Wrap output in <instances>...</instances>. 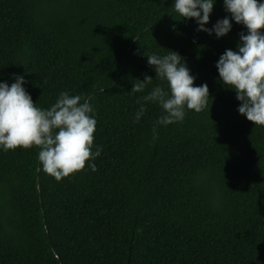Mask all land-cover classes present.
<instances>
[{
	"label": "trees",
	"instance_id": "obj_1",
	"mask_svg": "<svg viewBox=\"0 0 264 264\" xmlns=\"http://www.w3.org/2000/svg\"><path fill=\"white\" fill-rule=\"evenodd\" d=\"M174 3L0 0V82L23 76L43 110L61 92L89 98L100 149L57 181L37 146L0 147V264H264V126L239 113L216 67L247 29L232 20L219 38L198 31ZM225 17L214 0L205 27ZM171 51L209 98L163 125L164 110L143 98L169 91L148 55Z\"/></svg>",
	"mask_w": 264,
	"mask_h": 264
},
{
	"label": "clouds",
	"instance_id": "obj_2",
	"mask_svg": "<svg viewBox=\"0 0 264 264\" xmlns=\"http://www.w3.org/2000/svg\"><path fill=\"white\" fill-rule=\"evenodd\" d=\"M213 4L214 0H175L173 7L182 19L195 18L198 31L215 32L218 38L231 30L232 20L246 27L247 34L240 33L238 51L226 49L216 67L223 84L236 91V98L241 101L239 113L254 125L264 126V2L224 0L231 19H220L209 29L205 25ZM148 64L169 86L168 92L157 86L143 98L157 102L166 113L158 124L182 121L185 106L196 112L208 106V85H194L195 77L177 52L171 51L162 58L148 55ZM152 79L145 76L143 82L133 84L131 92L142 91ZM24 83L23 76L10 86L0 82V147L8 151L37 146L42 170L57 181L83 170L87 161L100 155V149L92 151L96 120L89 115L93 111L89 98L81 103L80 95L61 92L56 103L43 110L33 102ZM144 110L142 106L137 112V121ZM90 167L96 170L94 163Z\"/></svg>",
	"mask_w": 264,
	"mask_h": 264
}]
</instances>
